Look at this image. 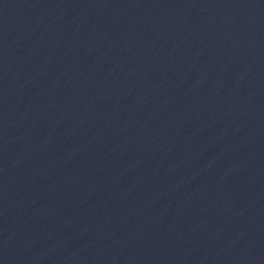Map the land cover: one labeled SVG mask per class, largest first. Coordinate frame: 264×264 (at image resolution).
Returning <instances> with one entry per match:
<instances>
[{
  "label": "water",
  "instance_id": "obj_1",
  "mask_svg": "<svg viewBox=\"0 0 264 264\" xmlns=\"http://www.w3.org/2000/svg\"><path fill=\"white\" fill-rule=\"evenodd\" d=\"M0 258L264 264V0H0Z\"/></svg>",
  "mask_w": 264,
  "mask_h": 264
}]
</instances>
